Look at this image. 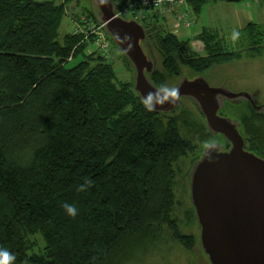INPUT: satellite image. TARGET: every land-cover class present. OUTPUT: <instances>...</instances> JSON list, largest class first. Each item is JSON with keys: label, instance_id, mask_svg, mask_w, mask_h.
<instances>
[{"label": "trees", "instance_id": "obj_1", "mask_svg": "<svg viewBox=\"0 0 264 264\" xmlns=\"http://www.w3.org/2000/svg\"><path fill=\"white\" fill-rule=\"evenodd\" d=\"M207 1L188 4L200 14ZM65 4L0 0V247L16 264H126L164 232L192 248L194 236L174 216L175 164L196 150L197 139L220 140L224 149L229 142L209 130L196 106L198 113L182 103L171 112L147 111L134 83L118 78L112 59L87 51L82 34L60 41ZM85 13L100 23L92 10ZM141 24L163 59L150 75L157 87L180 76L181 65L200 73L242 55L211 29L196 37L203 56L158 16ZM240 33L252 56L264 51V26L251 22ZM244 103L250 111L237 118L240 132L264 143V112ZM248 150L264 158L254 144ZM85 179L94 183L78 191ZM64 203L78 214L69 216Z\"/></svg>", "mask_w": 264, "mask_h": 264}, {"label": "water", "instance_id": "obj_2", "mask_svg": "<svg viewBox=\"0 0 264 264\" xmlns=\"http://www.w3.org/2000/svg\"><path fill=\"white\" fill-rule=\"evenodd\" d=\"M92 11L133 64L134 88L140 97L157 89L150 79L155 59L143 47L148 29L137 20L116 17L113 0H94ZM117 36L131 40L121 45ZM129 43L131 50L124 51ZM176 87L180 100L175 105L157 106L155 112H171L183 99H190L204 115L209 130L230 144L228 149L217 142L212 143L214 149L204 148L190 172L191 201L204 251L212 264H264V158L246 148L238 119L220 114L226 102H249L258 112H264V105H258L250 93L211 87L202 77L182 78Z\"/></svg>", "mask_w": 264, "mask_h": 264}, {"label": "rangeland", "instance_id": "obj_3", "mask_svg": "<svg viewBox=\"0 0 264 264\" xmlns=\"http://www.w3.org/2000/svg\"><path fill=\"white\" fill-rule=\"evenodd\" d=\"M46 1V0H37ZM66 2V13L59 28L58 39L63 40L65 34L72 32L76 26V18L81 15H86L87 10L93 9L94 0H56V2ZM242 6L238 12L228 9L226 0H209L202 8L201 13L198 15L193 12L194 23L191 27L182 28L177 30V35L188 42L189 48L195 41L198 32L203 26L211 25L220 30L221 38L225 48L229 51H242L239 59L222 65H214L204 72H194L190 68L181 65L180 76L169 77L166 84L169 86H176L178 81L182 78L195 79L204 78L211 87L225 86L233 93L247 92L253 95L258 105H264V51L252 56L250 51L247 50L248 42L246 39H239L237 42L231 40V33L233 29L245 26L247 22L255 21L263 24L264 26V2L259 0H241ZM234 4V3H233ZM240 4V3H238ZM192 8V6L190 5ZM193 11V10H192ZM234 12V14H233ZM238 13L241 14L239 19L234 16ZM233 14V15H232ZM79 19V18H78ZM162 23V24H161ZM244 23V25H242ZM158 24L162 27L170 25L164 19H158ZM170 25V30L174 32L173 27ZM163 28V27H162ZM168 30L167 28H164ZM264 45V44H263ZM144 50L148 55L155 59L156 68L162 70V57L157 50L152 46L151 38L143 43ZM96 45L91 43L87 51H95ZM113 62L117 71L118 78L124 81H131L135 85L136 72L132 64H129L124 59L123 53L119 50L116 44H112ZM200 55H206L203 50ZM82 59V55H78L74 60L70 61L69 66L74 65ZM187 108L192 112L198 113L195 104L190 99H183L181 108ZM250 111L248 103H228L226 107L220 111L224 117L231 119L242 118L245 112ZM201 117V116H200ZM204 118V117H203ZM205 123V119L203 120ZM264 125V119H262ZM244 136L247 141V149L255 146V150L261 151L264 154V143L260 140H253L252 137L246 134ZM198 137V135H197ZM219 139H224L219 135ZM218 144L223 145L222 141H217ZM204 143L203 141L196 140V150L189 156L182 158L175 164V169L178 171V176L175 179L174 191L176 195V204L174 208V216L177 218L181 231L185 234L194 236L195 244L192 248L174 239L172 232H164V235L152 243L146 249H141L131 256L126 264H212L209 256L205 253L201 243V226L198 222L195 207L191 201L190 191V172L194 165V161L200 154ZM192 210L194 218H191ZM36 242L35 250L39 253L44 247V241L40 235L33 237Z\"/></svg>", "mask_w": 264, "mask_h": 264}, {"label": "built area", "instance_id": "obj_4", "mask_svg": "<svg viewBox=\"0 0 264 264\" xmlns=\"http://www.w3.org/2000/svg\"><path fill=\"white\" fill-rule=\"evenodd\" d=\"M115 6L116 17L134 19L140 23H148L155 16L165 19L169 15H174L176 23L180 26L189 28L194 23L188 0H117ZM76 19L72 34H82L84 41L96 45L95 51L106 59H112L114 54L112 41L105 25L94 22L87 15L78 16Z\"/></svg>", "mask_w": 264, "mask_h": 264}, {"label": "clouds", "instance_id": "obj_5", "mask_svg": "<svg viewBox=\"0 0 264 264\" xmlns=\"http://www.w3.org/2000/svg\"><path fill=\"white\" fill-rule=\"evenodd\" d=\"M241 36L240 31L233 29L231 33V40L235 43L239 41ZM119 39L121 45H123L126 41H130L131 37H124L123 39ZM131 44H128V48L124 49V51L131 50ZM180 89L176 86H169L167 84L160 85L154 91H149L147 94H143L141 97V102L146 108L147 111H155L157 106H163L165 104L175 105L180 100ZM204 147L206 149H214L215 145L211 142H205ZM94 181L90 179H85V182L78 187V191L84 192L89 187L92 186ZM62 207L65 209L69 216L75 217L78 214V210L74 205L64 203ZM0 264H16V256L9 251L7 248L0 247ZM23 264H28V261L25 260Z\"/></svg>", "mask_w": 264, "mask_h": 264}, {"label": "crops", "instance_id": "obj_6", "mask_svg": "<svg viewBox=\"0 0 264 264\" xmlns=\"http://www.w3.org/2000/svg\"><path fill=\"white\" fill-rule=\"evenodd\" d=\"M260 2H264V0H259ZM243 2L244 1H242V3L241 2H235V1H227V3H226V6H228L227 8L228 9H230V10H233L234 12L236 11V12H238L240 9V7L242 6L241 4H243ZM234 3V4H233ZM238 3H240V4H238ZM189 7H190V5H189ZM191 8V7H190ZM203 8V7H202ZM183 9V8H182ZM192 10H193V8H191ZM193 12H194V10H193ZM234 12H233V14H234ZM201 13V12H200ZM232 14V15H233ZM199 15V14H198ZM241 16V14L240 15H238V13H236V15L234 16V18L237 20V19H239V17ZM159 19V18H158ZM165 22H167V23H170V25H172L171 27H173L174 29H176V30H174V32L176 33L177 32V30L178 29H180V28H182V27H180V25H178L177 23H176V21H175V17H174V15H169L168 17H166L165 19ZM251 22H255V21H250V22H247L246 24H245V26H242V27H239L237 30L238 31H240V30H242L244 27H246L249 23H251ZM255 23H258V22H255ZM162 24V23H161ZM258 24H260V25H262L263 26V24H261V23H258ZM165 24H163L162 25V27L163 28H167L168 30H170V25H168L167 27L166 26H164ZM242 25H244V23L242 24ZM205 29H211V30H214V31H217L219 34H220V30L219 29H217V28H214L213 26H211V25H208V26H203V28H202V30L200 31V32H198V34H197V36L200 34V33H202ZM171 31V30H170ZM177 34V33H176ZM196 36V37H197ZM220 36H221V34H220ZM192 52H195V53H197V54H199L200 55V53L203 51V50H205L204 49V45H203V43L200 41V40H198V39H195V41H193V43H192V46L189 48ZM204 56V55H203Z\"/></svg>", "mask_w": 264, "mask_h": 264}, {"label": "flooded vegetation", "instance_id": "obj_7", "mask_svg": "<svg viewBox=\"0 0 264 264\" xmlns=\"http://www.w3.org/2000/svg\"><path fill=\"white\" fill-rule=\"evenodd\" d=\"M227 103H229V102H226V104H225V105H227Z\"/></svg>", "mask_w": 264, "mask_h": 264}]
</instances>
